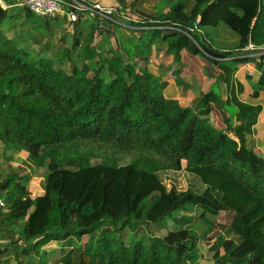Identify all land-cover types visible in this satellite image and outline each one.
Returning <instances> with one entry per match:
<instances>
[{
    "label": "trees",
    "instance_id": "obj_1",
    "mask_svg": "<svg viewBox=\"0 0 264 264\" xmlns=\"http://www.w3.org/2000/svg\"><path fill=\"white\" fill-rule=\"evenodd\" d=\"M2 1L0 264H264V154L248 141L264 144V109L240 96L264 90L262 0H115L103 27ZM197 55L214 81L194 99L180 68Z\"/></svg>",
    "mask_w": 264,
    "mask_h": 264
},
{
    "label": "rangeland",
    "instance_id": "obj_2",
    "mask_svg": "<svg viewBox=\"0 0 264 264\" xmlns=\"http://www.w3.org/2000/svg\"><path fill=\"white\" fill-rule=\"evenodd\" d=\"M126 3H130L133 0H125ZM98 2L102 3L103 5H108L111 6L112 9L114 8V4H115V0H98ZM156 2V0H147L143 6L144 8L147 9V12L150 10L151 6ZM142 7V5H141ZM115 11V8H114ZM227 31H222V34H212L211 36V40L214 44L216 45H220L224 48H228V46L230 45L231 41H229L230 37H233V34L226 29ZM126 33V37L135 44V38L133 36V33L131 31H125ZM12 31L7 32V35L11 36ZM186 56H184L185 58ZM188 61H191V72L189 71L188 68L184 67L185 65H183L182 68V74L185 77H190L193 75V78L195 79L193 84V88L192 91L194 93V99H196L200 93L204 92L205 90H207V88L210 87V83H212L214 81V77H207V75H205L204 72V68H209L212 72V63H210L207 59L201 57L200 55H197V59L195 60H190V58H187ZM201 70V74L199 75V77L197 78L195 76L196 72L195 70L198 69ZM207 72V70L205 71ZM191 73H193L191 75ZM182 78V77H181ZM187 98L184 97L183 101H186ZM211 122H213V118H211ZM249 141V146H252L254 148H257L260 152H262L264 154V145L262 146L261 143H258L255 138H248ZM26 155L25 152L21 151L19 153H15L14 155V162L13 164L16 165V163H19L24 156ZM14 165V166H15ZM0 167L4 168L5 170L9 169L8 167V162L6 161L5 157H3V151L2 148L0 147ZM16 167V166H15ZM44 174H45V170L40 168L37 170V172L32 173L28 183L26 184V187L30 193V195H35L36 193L40 192L41 190H43V185H44ZM233 218V213L231 212H227V211H221L215 218H212L214 221V226L212 228V230L210 231V233L207 235L206 237V242L209 244L213 238L215 237V235L224 228L225 225H227ZM165 225V224H163ZM163 225H152L149 226L147 228V231H152V230H157L159 229V227L163 226ZM170 221L166 222V226L170 227ZM203 227V226H202ZM81 242L85 241L86 237H82L81 238ZM57 244H53L51 248H57ZM208 256V254H207Z\"/></svg>",
    "mask_w": 264,
    "mask_h": 264
},
{
    "label": "built area",
    "instance_id": "obj_3",
    "mask_svg": "<svg viewBox=\"0 0 264 264\" xmlns=\"http://www.w3.org/2000/svg\"><path fill=\"white\" fill-rule=\"evenodd\" d=\"M0 3L3 6V1L0 0ZM26 5L31 11L35 12L38 15H56L63 14V6L68 4L70 6V10L66 12L67 18L70 21H75L79 12L85 11L88 13L90 17H99L100 22L99 26L103 27V19H111L110 14L114 11L111 6L103 5L100 2H90L87 0H22V3ZM262 8L264 10V0H262ZM199 22V18L195 20L193 28H197V23ZM244 49L253 50L256 49L252 44H248ZM264 53V46L260 48ZM257 54V53H255Z\"/></svg>",
    "mask_w": 264,
    "mask_h": 264
},
{
    "label": "crops",
    "instance_id": "obj_4",
    "mask_svg": "<svg viewBox=\"0 0 264 264\" xmlns=\"http://www.w3.org/2000/svg\"><path fill=\"white\" fill-rule=\"evenodd\" d=\"M222 31H227L226 28H223L221 27L220 28V34H222ZM233 38L234 37H230L229 38V41H233ZM197 59V58H195ZM194 58H190V60H195ZM188 61V60H187ZM186 68L189 69V71L191 72V61H188V63H185L184 64ZM183 68V67H182ZM182 68H180V75L181 77L186 80L187 82H190L191 85H192V88H193V84L196 83L194 82V78H193V73H191L192 76H190L189 78L188 77H185L183 76V74L181 73L182 72ZM198 69V68H197ZM207 70V72H205ZM241 70H243L245 73H252L255 71L254 67L252 64H249V63H246L244 64L242 67H241ZM196 74L195 76L198 78L199 75L201 74V70L198 69V70H195ZM205 75H207V77H213V72L209 69V68H204V72H203ZM241 81L244 82V83H247L246 80L244 79V77L241 76ZM172 81H170L171 83ZM211 84V83H210ZM248 84V83H247ZM192 88H191V95L194 96V93L192 91ZM208 90V88H207ZM176 91H177V95L176 97L179 98L181 101H183V98L186 97L187 100L186 101H183L184 103L188 102L189 101V97L188 95H185V96H182L181 93H179L178 89L176 88ZM206 91V90H205ZM204 91V92H205ZM249 89H246V91L244 93H242L240 96H241V99L244 100V101H247L249 103H252V104H256V103H260L264 109V90H260L259 91V96L258 97H251L249 94ZM264 122V111L261 113L260 115V122H258V124L261 126V123ZM258 125V126H259ZM255 138V137H254ZM260 143V142H259ZM262 146L264 145L263 143H261Z\"/></svg>",
    "mask_w": 264,
    "mask_h": 264
},
{
    "label": "water",
    "instance_id": "obj_5",
    "mask_svg": "<svg viewBox=\"0 0 264 264\" xmlns=\"http://www.w3.org/2000/svg\"><path fill=\"white\" fill-rule=\"evenodd\" d=\"M90 2H97L98 0H89Z\"/></svg>",
    "mask_w": 264,
    "mask_h": 264
}]
</instances>
